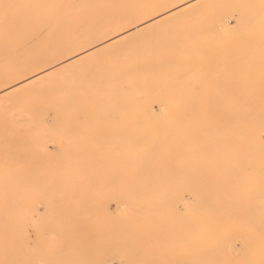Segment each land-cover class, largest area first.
<instances>
[{
	"label": "bare ground",
	"instance_id": "6f19581e",
	"mask_svg": "<svg viewBox=\"0 0 264 264\" xmlns=\"http://www.w3.org/2000/svg\"><path fill=\"white\" fill-rule=\"evenodd\" d=\"M119 1L108 4L96 0L95 11L77 12L80 4L74 0H0V13L4 14L0 30L11 32L10 41H0V64L7 66L0 68V106L7 102L14 105L22 97L47 101L54 94L61 103L45 102L40 109L28 107L24 109L26 114L49 118L55 112L70 111L75 100L87 99L83 97L92 90L97 93L99 85L75 91L55 89L49 79L66 78L76 67L102 54L151 51L148 61L136 62L124 72L121 83L135 88L143 111L151 114L152 107L145 105L144 98L147 104L157 93L158 103L163 104L160 111L170 114L162 118L173 121L122 132L130 139L115 141L120 144L116 150L100 146L106 142L101 133H91L89 142L96 147L93 163H103L95 164L94 169L107 179L97 176L87 183L101 190L123 179L125 186L115 196L118 212L130 202L123 221L133 218L140 227L130 231L88 227L92 221L86 217L92 212L81 209L87 208L82 200L89 197H82V190H77L70 196L74 205L61 209L68 216V227L62 232L51 228L50 234L59 237L56 241L42 242L47 234L40 231L39 241H32L24 224L15 230L16 221L11 217L21 208L18 198L25 199L26 185L36 191L45 186L42 201L48 212H59V203L66 199L64 190L80 177H38L51 169L60 173L65 165L76 163L83 149L74 147V154L58 148L50 150V141L45 144L32 134L11 129L0 134L10 138L0 141V160L26 163L28 173L18 180L14 189L17 194L2 203L0 264H37L34 258L44 253L49 264H112L114 258L120 264H264V18L259 19L264 12L256 10L264 0H232V5H225L215 16L212 12L214 17L208 19H201L204 13L200 9L224 0ZM228 12L238 18L234 27L226 20L219 25ZM190 18L209 23L202 28L218 38L221 47L228 40L234 43L227 44V51L203 67L190 68L181 60L157 57L164 50L179 53L177 39L197 36L154 38L157 43H151L153 37L147 36L166 23ZM83 22L87 26H80ZM248 25V32H254L253 44L243 39L236 43V37L247 36L244 28ZM17 31L19 38L14 36ZM191 74L192 81L187 83ZM95 78L100 83L107 79L101 75ZM163 79L177 82L162 83ZM115 80L113 73L108 74V82ZM48 86L51 88L46 89ZM172 102L181 105L168 107ZM184 102L191 105L182 106ZM122 108L123 102L117 101L106 114H116ZM133 108L141 110L138 105ZM131 123L135 127L143 125L139 120ZM48 124L59 122L49 120ZM41 134L45 135L39 132L35 136ZM123 151L128 153L120 156ZM183 191L194 192L198 201L183 196ZM226 228H233V232L226 234ZM197 236L207 239V250H197Z\"/></svg>",
	"mask_w": 264,
	"mask_h": 264
},
{
	"label": "rangeland",
	"instance_id": "374dc122",
	"mask_svg": "<svg viewBox=\"0 0 264 264\" xmlns=\"http://www.w3.org/2000/svg\"><path fill=\"white\" fill-rule=\"evenodd\" d=\"M74 1L80 4L77 12L81 10L89 12L91 10H96V0ZM101 1L103 3L109 4L114 2V4H116L119 0ZM119 2L122 3V1ZM248 2L250 3L252 1ZM232 4V0H224L214 3L206 8H202L200 9V11L201 13H204V17L201 19L214 17L217 11L219 12L224 9L225 5L230 6ZM256 10L258 11V13L264 12V4L263 6L261 4V6L256 8ZM17 11H19V9ZM212 12L214 16L211 15ZM0 16V19H2V16H4V14L0 13ZM263 18L264 17H260L259 19ZM100 20L107 19L101 17ZM199 20V18H190L182 21L169 22L166 23L161 29L149 34L147 37L152 36L153 40L154 38L158 40L160 37L163 39H177L178 37L182 36H197L196 39H177V41H175V44L179 49V53H175L176 51L168 52L169 50H164L159 54H156V56L170 59L174 58V60H181L185 62L184 66L190 68L203 67L205 66V62L216 60L219 53H221L222 51H227V44L234 43V40H228L224 43V47H221L218 42V38H214V35H212L211 33H207L205 31L206 29L204 30V28H202L206 25L209 26V23L203 21L201 22ZM225 20L230 26L232 25L231 27H234L238 24V18L231 12H228L223 16V19L219 21V25H221ZM6 26L9 28L7 24ZM80 26L85 27L87 26V24L83 22L80 24ZM244 29L246 31L244 35H247L248 37H236L235 42L239 43L240 40L243 39L242 41H244V43L251 42V44H253V29L248 32L250 29L249 25ZM14 36H18L19 38V32H14ZM25 37L27 36L25 35ZM10 39L11 32H8L7 28L1 29L0 41H10ZM153 40L150 42L157 43L156 40ZM147 50L148 49H134L125 51L123 53L114 52L102 54L98 59L95 58L91 61L82 63L81 65L76 67L70 73V75H68V77L65 76L66 78H61V76H54L53 78L49 79L48 82L52 83L51 86L54 85L55 89H57L58 87H65L66 89L75 91L78 88H92L93 86L96 87L99 85V90L97 93L92 90L83 97L87 99L82 98L83 100L81 101L75 100L72 105L73 108L70 111H61L58 113L55 112L53 113L54 115L50 114L49 118L45 115L34 114L33 112L26 114V110L24 109H27L28 107L40 109L45 102H51L55 105L61 103V100H58L57 96L54 94L49 99H47V101L46 99L38 97H22L21 101H19L18 103L16 102V104L14 105L7 102L0 106V134L6 131H10L11 129L25 134H32L35 139L37 137L38 140L45 144H48V142L50 141L47 145L50 150H55L57 148L59 150H67V154L71 152L74 154V147L83 149L79 152V155H77V160L75 161L76 163L70 162L72 164L65 165V167L61 169L60 173L54 171V169H51L42 172V174L38 177L41 179H63L65 176L70 179L73 176H78V178L80 177L79 181L77 180L69 189L64 190L63 195L66 197V199L64 200V202L59 203V212L55 213L52 210L48 212L46 205L42 201V196L46 194L44 188L45 186L41 188L44 190L36 191V189H33L32 186L26 185L25 199L18 198V202L21 204V208H17L16 214L11 217L16 221L15 225L13 226L15 230L18 229L20 225L24 224L30 234V237H32V241H39V231L41 234H47L45 238L40 239L42 240V242L56 241L55 239L59 237H57V235L55 234H50L52 230L51 228L59 229L62 232L64 228L68 227V224H65V221L68 220V216L66 215V213H61V209L67 210L74 205L75 200L70 199V196L73 195L74 191L76 192L77 190H82V194H80L82 195V197H89L87 200H82L83 205L87 206V208L81 209V211H85V209L87 211L89 209L92 212L90 216L88 215L86 217L87 219L92 221L91 223H87L88 227L99 228L102 230L108 228H117L122 229L123 231H130L134 227H140L139 222L133 218L129 217L126 222L123 221V216H127L129 213L127 210L129 209L130 202L126 203V206L121 208V210L118 212L119 204L117 200H115V196L120 195V193L118 192L121 191L125 186L123 179H121L117 184L111 187L109 185H105V187L109 188L101 190L100 188H98L99 186L97 187L98 189L95 190L87 183V180L98 179V177L100 179H107V176H101L100 170L94 169L95 164L103 163H93L95 162L94 158L96 156V151L94 150V148L96 147H94L93 144L89 143L93 138L90 135L91 133H101L102 135L106 136V142L100 146L106 148L107 150H116L119 148L120 144L115 143V141H125L130 139V136H126L125 134H122V132L130 133L133 131H142L150 126H159V124L166 123L167 121H173V119L170 118H162L164 116H170V114H165L160 111V109L163 107V104L161 105L158 103L157 100L159 99V96L156 95L157 93H154L156 96H153V94H151L153 97L149 98L152 100H150L149 103L147 102V104V99L146 97L144 98L145 105H149L150 107H152L153 113L151 114L145 110L143 111L141 104L142 102H139V98L135 93L134 87H131L130 85L122 86L121 80L124 79V72L130 70L132 68V65H134L136 62L143 61L145 63L149 58H151V53H149L151 51L147 52ZM4 66L7 67L6 64H0V68ZM157 70L158 69H155V74H158L156 72ZM111 73H113L116 80L113 82H108V74L110 75ZM96 75H101L102 79L104 77H106L107 79L102 80L101 84L100 82L95 81ZM160 76L158 78H160ZM193 76L194 75L191 74V76L188 77L189 79H186V82L190 83ZM176 82L177 81L174 80L163 79L162 83L172 84ZM0 86H2V83H0ZM51 86H48L46 89L51 88ZM207 89L209 90V86L207 87ZM109 96L112 97V99L109 98ZM162 97L168 100H174L178 98L177 96ZM120 100L123 102V108L116 114H106L107 110L114 108L117 105V101ZM137 105L139 108H141V110H139L138 108H133L137 107ZM180 105V103L172 102L168 105V107L177 108ZM183 105L191 104L184 102L182 106ZM11 106L15 109L5 108ZM95 115H98V117L95 118ZM52 117H55V119H53ZM76 117H78L79 119ZM49 120H57L59 124H48ZM136 120H139L141 122V125H143L141 127H135L131 125V122ZM152 121H157L158 124L153 123ZM37 129H39L40 131H38ZM39 132H44L45 135L41 134L40 136H35V134H38ZM17 137L19 138V134H17ZM8 139L10 138L7 137V135L5 136V138L4 136H0L1 143H4V141ZM123 147L129 148L131 146L124 144ZM126 153H128V151H123V154H121L120 156H125ZM27 173L28 169L26 163H10V161L8 160H0V213L4 210V208L2 207V203L8 202L12 195L17 194L14 192V189L17 187V182L19 179H21L22 175ZM2 180H15L16 183H4L2 182ZM5 186L6 188H3ZM183 192H185L183 196H188L187 198L191 196V198L189 199H191L194 203L198 201V197L194 192ZM37 210H40V214L36 212L34 213V211ZM0 218L2 217L0 216ZM48 221L50 224H47ZM39 228H43L42 231L39 230ZM228 229L230 230L231 228H226V234L233 232V228L230 231ZM225 232H222V234H225ZM197 238L199 239L200 244L197 250H207L206 248H208V246L205 244L207 242V239H205L203 236H197ZM32 241L30 243H32ZM30 251L31 248L29 247L28 252L30 253ZM180 253L182 252L180 251ZM43 255L34 258L37 264H49L46 257H44ZM112 264H120V261L114 258L112 259Z\"/></svg>",
	"mask_w": 264,
	"mask_h": 264
}]
</instances>
